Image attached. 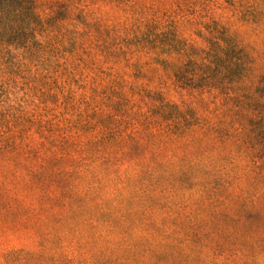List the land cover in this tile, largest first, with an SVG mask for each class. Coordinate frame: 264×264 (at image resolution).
<instances>
[{
	"label": "rangeland",
	"instance_id": "1",
	"mask_svg": "<svg viewBox=\"0 0 264 264\" xmlns=\"http://www.w3.org/2000/svg\"><path fill=\"white\" fill-rule=\"evenodd\" d=\"M233 2L38 1L42 50L0 64V264H264V19L239 11L241 3L258 11L260 0ZM214 23L253 59L228 96L178 87L145 63L144 49L128 60L121 52L151 28L205 48ZM156 92L229 134L211 135L219 140L203 182L142 187L128 160L116 162L122 183L78 176L63 145L107 136V115L119 138L154 131Z\"/></svg>",
	"mask_w": 264,
	"mask_h": 264
},
{
	"label": "trees",
	"instance_id": "2",
	"mask_svg": "<svg viewBox=\"0 0 264 264\" xmlns=\"http://www.w3.org/2000/svg\"><path fill=\"white\" fill-rule=\"evenodd\" d=\"M38 1L0 0V64L8 63L6 68L18 54L30 57L43 48L37 37L44 31V21L37 10ZM226 1L234 5L233 0ZM239 11L243 19L257 23L264 19V0H260L258 11L245 3L240 4ZM205 40L208 46L202 48L179 37L174 30L157 32L151 28L141 37L126 40V49L121 52L128 60L126 56L132 48L144 49L148 54L145 63L159 66L178 87L197 90L201 95L221 89L228 96L230 85L252 71L253 59L237 38L218 23L210 27ZM131 65L139 67L137 62ZM152 95L159 99L154 112V131L148 130L140 138L135 134L119 138L112 131L114 117L107 115L106 126L102 124L105 129L107 127V136L89 140L86 144L64 142L67 143L63 145L65 156L78 164V176L81 172L93 174L96 171L104 184L122 183L128 177L125 181L122 179L116 162L128 160L133 161L137 170L135 182L142 187L186 188L203 182L209 175L206 155L214 140H219L211 135L217 133L223 139L229 134L199 115L193 107L165 102L159 92ZM146 123L151 125L150 120ZM193 148L199 150L198 157H192ZM132 150L136 155L130 154ZM73 152L78 153L75 158ZM86 162L96 163L98 167L86 168Z\"/></svg>",
	"mask_w": 264,
	"mask_h": 264
}]
</instances>
